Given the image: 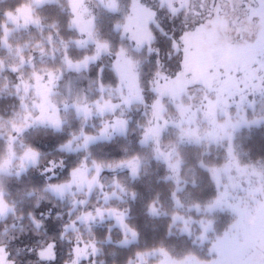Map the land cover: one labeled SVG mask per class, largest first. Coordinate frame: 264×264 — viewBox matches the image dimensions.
<instances>
[{
    "label": "rangeland",
    "instance_id": "1",
    "mask_svg": "<svg viewBox=\"0 0 264 264\" xmlns=\"http://www.w3.org/2000/svg\"><path fill=\"white\" fill-rule=\"evenodd\" d=\"M59 1L40 0L38 2V0H30L29 3L18 10L8 12L6 21L2 23L4 32L1 36V46L8 51L7 57H1L0 55V80L7 69L18 74L15 93L21 98V109L17 116H14L11 120H0V137H5L8 141L7 154L0 164L9 161L5 167L0 168V194H2L3 201L7 205V210L0 215V220L14 212L13 205L6 200L1 179L7 175H19L29 166L38 162L39 156L35 162L30 159H23L24 153L28 150L22 140L23 134L29 129L43 126L61 130L66 122L78 118L81 120L82 129L86 125H90L95 130L93 133H86L83 130L74 133L73 137L63 145V149L70 152L85 151L98 141L126 135L130 131L138 135L143 152L136 156L139 159L136 175H133L131 169L126 164H122V161L109 165L107 163L91 162L86 159L82 165L73 170L69 180L50 182L47 189L55 197L71 204V210L76 213L65 227L64 232L67 241L72 244L70 258L66 264H105L99 258L101 254L100 240L95 233L98 227L103 228L106 225L109 228V238L103 240V242L113 240L119 246H130L138 242L139 236L133 238L129 230L135 229L129 223L130 212L126 206L127 201L131 198L134 199L135 195L133 196V192L125 184L127 178L121 177L120 173H127L131 179L136 180L153 162L164 164L166 167V180L172 181L175 185L173 192H176L179 203L172 195L173 208L168 210L171 211L172 218L177 215L190 221L188 231H184V220L172 221L174 231L192 238L193 243L204 251L205 255L190 253L179 256L168 248L160 246L139 253L140 255H136L129 264H165L166 257L159 249H163L167 254V264L183 261L188 256H194L200 261H220L221 264H228L231 261L244 259L241 249L248 244L264 247V242L261 241L259 235L261 217L264 216V161L249 159L244 155L239 143L234 141L238 136L237 134L243 129L264 124V92L259 90L255 92L244 91L243 99H241L240 94L231 97L226 96V109L222 106L217 107L214 119L217 123H229L227 135L218 140L204 139L205 134L212 131V124L205 117V111L209 102H215L216 94L214 91L207 92L208 100H204L207 90L199 83L203 78L211 77L210 82L214 87H217V78L220 80L225 79V67L235 60L234 49L229 47L230 41L234 44V37L241 30L246 37L254 39L255 33L264 27V7L257 0H163V2L162 0H154V2L158 1L161 6L169 8V4H171L172 8H179L180 12L184 11L188 25H190L189 30L183 35L184 47L187 49L185 64L188 75L186 79L190 83L187 85L186 90L181 92L175 99L167 92L160 98L161 103L164 105V111L162 113L163 120L160 121L161 131L159 143L157 144L151 138L146 143H141V141L145 129L154 126L156 123L153 117V105L158 99L157 86L163 87L161 76L164 74L156 75L153 80L151 90L154 97L151 99L149 93L142 86L141 60L134 58L131 51V47L141 50L148 45L145 42L138 47L136 41L131 38L133 32H138L141 35L146 33L152 35L150 23L152 20L151 13H154V11L146 4L148 0H141L144 5L137 4L128 20L122 25V34L129 39L132 46L122 48L125 55L123 59H120L121 68L119 71L116 64L120 52L112 63L116 81L113 82L111 79L109 83H102L89 79L84 91H79L80 87L76 84V80L83 77L85 72H90L92 66L99 63L103 55L109 51H101L97 56V43H107L97 39L96 14L99 7L108 8L106 6L107 0H82L78 11L82 16V27L86 26L84 31H81L73 22L76 17L72 10L71 27L76 29L79 35L76 39L63 40L52 37L50 39L51 47L41 46V44L36 45V47L28 44L14 47L10 41L15 31L30 26L37 27L42 24L41 18L35 14L38 6ZM115 2L117 8V0ZM214 2L215 7L213 6ZM149 5L152 6L153 4L150 2ZM250 8L254 10L253 13H250ZM196 13H199V15H196ZM250 14L254 15L256 19L249 22L246 18ZM235 17H239L241 21H244V23L237 26V31L233 29V25L236 23ZM200 24H203L204 28L200 30L199 34H196L195 29ZM126 27H130L131 31H125ZM89 31L91 36H89ZM217 37H219L218 41ZM210 41H217V48L222 54L219 68L214 66L215 53L211 49ZM72 48L82 50L83 48H89L93 49V52L81 59H76L71 55L70 50ZM92 57L96 58L92 59ZM86 58L85 66L82 62ZM69 60L73 65L79 63L81 66L78 69L76 67L70 68L68 67ZM124 60H130L134 65L131 74L135 76L136 80L135 88L132 90H130L128 67ZM256 67L258 68L259 65H256ZM49 74L55 78L51 84H49ZM230 74L236 76L237 79H242L244 75L242 72ZM258 75L264 76V71H260ZM170 77L173 80L176 79V75ZM184 80V77L180 78L182 86ZM7 81H10L9 78ZM255 83H259V81H255ZM46 85L51 88L48 93V101L56 110L60 121L59 126H55L47 120L41 122L37 119L41 115V107L39 106H43L49 114L52 112V108L44 104L42 99L44 86ZM7 86H9V83ZM132 91H138L141 98H132ZM126 99H130L131 102L125 103ZM105 105H111L112 107H105ZM101 108H103V111L100 110ZM85 109L88 111L87 116H85ZM25 117L28 118L25 119ZM118 120L126 121L124 130H120L119 126L114 127ZM165 120L167 124L164 123ZM99 125L100 127H98ZM14 126L21 128V131H15ZM105 128H107V133L101 135V131ZM182 129L196 131L202 139L199 142L188 137L181 139ZM85 136L95 138L88 142L87 147H84ZM190 144L204 146V152L206 153H208L211 146H214L218 147L219 151L225 148L229 154V147H231L232 156L235 158L232 161L229 157L228 161L221 165H211L205 161L201 163L208 170L221 169L219 184L216 185L218 193H227L226 200L228 204L238 205L242 210L247 209L250 213L245 220L247 232L245 228H241L230 235L222 245V254L212 251V245L218 237L224 236V233L230 229L237 217L228 208L217 209L212 213L207 212L205 205L215 197L206 203H190L189 185L193 184V181L197 183V170L186 165L184 156L185 147ZM18 149H21V151ZM157 150L165 154L171 152L173 162L177 159L181 161L177 174H174L168 168L163 156L158 158ZM243 156L245 158H242ZM97 165H100L98 175ZM74 172L75 175H73ZM45 173L48 178H52L59 174V170L52 169L51 171H45ZM174 175L178 176L179 184L176 183ZM93 177H96V182L89 187V181ZM177 188L180 191H177ZM197 204L200 205L199 210L195 207ZM151 205L155 206L156 212L152 213L149 210V214L153 216L167 215L168 211L159 202H154ZM97 209L103 212V219L96 214ZM110 209L123 214L124 226L117 222L113 212L109 211ZM88 214H91L94 219L86 222L84 217ZM208 220L212 221V228L205 234V239L201 240L199 238L202 234L201 221ZM92 245L96 248L95 252L92 251ZM2 249L3 252L0 253V256L4 257L5 264H13L4 248ZM77 249L86 250V255L80 256L78 260L76 256Z\"/></svg>",
    "mask_w": 264,
    "mask_h": 264
},
{
    "label": "trees",
    "instance_id": "2",
    "mask_svg": "<svg viewBox=\"0 0 264 264\" xmlns=\"http://www.w3.org/2000/svg\"><path fill=\"white\" fill-rule=\"evenodd\" d=\"M29 2L30 0H0L1 57H7L8 51L1 46V36L4 32L2 23L7 19V13L16 11ZM150 2L152 6L149 5ZM117 3L116 9H97V39L107 43L109 51L99 63L92 66L90 72H85L83 77L76 80L79 91L85 90L89 79L102 83H109L111 79L116 81L112 63L122 48L132 46L129 39L122 34V25L132 14L134 7L137 4L142 6L144 2L117 0ZM146 4L155 13L150 23L154 40L150 47L149 44L141 50L131 47V51L134 58L141 60L142 86L153 99L151 86L156 75L163 73L170 77L179 70L181 56L172 51V44L174 38L180 39L189 30L190 25L184 11L173 15L170 8L159 5L158 1L148 0ZM35 14L41 18L42 24L15 31L10 38L14 47L26 44L32 47L38 44L51 47L52 37L63 40L78 38L77 30L71 27V0L38 6ZM70 52L76 59H81L92 53L93 49L72 48ZM8 78L10 81H7ZM17 83L18 74L9 69L5 70L0 80V120H11L21 109V98L15 93ZM82 130L93 133L95 128L86 125L82 129L81 120L75 118L66 122L61 130L43 126L29 129L23 134L25 147L39 154L38 162L19 175H7L1 179L6 200L13 205L14 212L0 220V247L4 248L13 264H66L70 258L72 244L67 241L64 232L76 213L71 210V204L55 197L47 189L50 182L69 180L73 170L86 159L110 165L130 160L143 152L138 135L130 131L126 135L98 141L85 151L70 152L63 149V145L73 134ZM237 135L234 141L239 143L245 156L251 160L264 161V124L245 128ZM7 150V139L0 137V162L5 158ZM204 150L202 145L190 144L185 147L186 165L197 170V183L195 186L189 185L190 203H206L218 194L210 170L201 163L205 161L211 165H221L229 159L225 148L219 151L218 147L211 146L208 153ZM49 169H58L59 174L48 178L45 171ZM120 174L121 177L127 178L125 184L135 193V198L128 200L126 206L130 212L129 223L138 232L139 240L130 246H119L113 240L103 242L109 238V228L106 225L103 228L98 227L94 231L100 240L99 258L105 264H129L137 253L160 246L179 256L190 253L205 255V252L193 243L192 238L173 229L171 211L168 210L173 208L172 192L175 185L166 180L164 164L153 162L136 180L131 179L127 173ZM154 202L162 204L168 211L167 215L149 214V207ZM41 253H44V256H41Z\"/></svg>",
    "mask_w": 264,
    "mask_h": 264
},
{
    "label": "snow or ice",
    "instance_id": "3",
    "mask_svg": "<svg viewBox=\"0 0 264 264\" xmlns=\"http://www.w3.org/2000/svg\"><path fill=\"white\" fill-rule=\"evenodd\" d=\"M40 2V0H38ZM163 2V0H162ZM258 3L261 4L262 7H264V0H257ZM82 0H72V10L75 15V20L73 21L78 28L81 29V31H84L86 26L82 27V16L81 13L78 11V9L81 7ZM106 6L110 9H115L116 8V2L115 0H107ZM215 7V2L213 4ZM169 8L172 11L173 15H176L178 12H180L179 8H172L171 4H169ZM254 10L250 8V13H253ZM151 15L154 17L155 13H151ZM196 15H199V13H196ZM256 19V17L252 14H250L246 20L247 21H252ZM236 23L233 25L234 31H237V26L244 23V21H241L239 17H235ZM90 24V22H89ZM204 28L203 24H200L198 28L195 29L196 34L200 33V30ZM125 31H131L130 27H126ZM89 36H91V32L89 31ZM132 39H134L137 43V46L140 47L142 46L145 42L149 44V47L151 45L152 40H154V36L151 34H139L138 32H133L132 33ZM219 37H217L218 41ZM235 43H229V47L234 49L233 55L235 56V60L233 63L225 67L224 69V76L225 79L220 80L217 78L216 84L218 85L217 87H214L213 84L210 82L211 77L203 78L202 80L199 81L203 85V87L207 90L204 96V100H208V95L207 92L214 91L216 96H215V102H209L207 109L205 111V117L209 120V122L212 124V131L208 132L205 134L203 137L204 139H221L223 138L224 135H227V128L229 126L228 122H225L223 124L217 123L214 119V113L217 109V107L222 106L224 109L227 107V97H231L236 94L241 95V99H243V92L244 91H262L264 92V76H259L258 73L260 71H264V27H262L257 33L254 35L253 38H248L245 36L243 31H238V34L234 37ZM217 41H210V46L212 51L215 53V61L214 66L219 68L221 66L220 64V58H221V53L219 52L217 48ZM108 50V45L107 44H100L97 43V56L101 51H107ZM172 51L175 52L177 55L181 56V61L179 64V70L177 71L176 79L173 80V78L168 77L167 75H162L161 80L163 81V87L160 85L157 86L156 92L158 99L155 101L153 105V117L154 120L156 121L155 125L152 127H148L144 131V135L142 138L141 143H146L149 138L153 139L157 144L159 143V136H160V131H161V125L160 121L163 120V111H164V105L161 103V99L165 93H169L173 99H175L177 96L180 95L181 92L186 90L187 85L190 83L186 79L188 73L186 71V64H185V56L187 53V49L184 47L183 43V36L180 39H175L172 44ZM124 50L121 49L119 53V59L117 61L116 67L117 70L119 71L121 68L120 64V59L124 58ZM158 55V53H157ZM96 57H92V59H95ZM87 58L84 62H82L86 66ZM124 63L128 67V74L130 78V90L135 88V76H133L132 73V68L134 65L130 60H124ZM256 65H259L257 68ZM81 66V64H76L73 65L72 62L69 60L68 61V67H76L77 69ZM244 73L242 79H237L236 76L231 75L230 73ZM50 75L49 79V84L54 82V77ZM184 77V85L182 86L180 84V78ZM255 81H259V83H255ZM243 85V87H241ZM51 91V88L49 86H44V92L42 95V99L44 104H47L49 107L52 108L51 114H49L43 106L41 107V115L37 117V119L41 122H44L47 120L49 123L59 126L60 121L59 118L56 114V110L54 106L50 104L48 101V93ZM132 98L135 99H140V95L138 91H132L131 92ZM130 99H126L125 103H130ZM105 107H112L111 105H105ZM103 111V108L100 109ZM85 111V116L88 115L87 109ZM227 114V113H225ZM28 117H25L27 119ZM165 124H167V121H164ZM119 126L120 130H124L126 126V121L123 120H118L116 121V125L114 127ZM14 130L19 132L21 131V128H16L14 126ZM107 133V128L103 129L101 131V135H105ZM184 137H188L189 139H194L196 142H199L202 137L199 135L198 132L192 131V130H183L182 129V134H181V139ZM95 139L94 137H89L85 136L84 137V147H87V144L90 140ZM230 139V136H229ZM39 154L32 149H28L24 153L23 159H30L31 161L35 162L38 158ZM157 156L158 158L160 156H163L165 162L168 165V168L174 173L177 174L180 168L181 161L177 159L176 161L173 162L172 160V153L169 152L167 154L160 152L157 150ZM229 157L231 158L232 161L235 160V158L232 156V150L231 147H229ZM9 161H4L3 164H0V168L5 167ZM122 164H126L130 169L133 175H136L138 172V167H139V159L137 157L132 158L131 160L128 161H122ZM230 166V165H229ZM97 175L99 174L100 171V165H97ZM52 169H49L51 171ZM220 168H213L210 170V176L214 180L215 184H219V172ZM76 173L74 172L73 175ZM174 178L176 179V183L179 184V178L178 176L174 175ZM96 182V177H93L91 181H89V187H91L92 183ZM193 186H195V181H193ZM123 190V189H122ZM177 191H180L179 188H177ZM135 194L133 193V196ZM173 198L177 199L176 197V192L172 193ZM227 193L225 192H220L216 195V197L209 201L206 205V211L209 213L214 212L217 209L223 210L224 208L230 209L234 215L237 217L235 222L230 226V229L224 233L223 237H218L216 242L212 245V251L218 252L222 254V245L225 240L229 238L230 235H232L234 232H237L241 228H245V220L247 215L250 213L248 212L247 209L242 210L240 206L238 205H232L228 204L227 200ZM177 203H179L177 199ZM197 210H199L200 205L197 204L195 205ZM7 210V205L4 203L2 194H0V215H2L5 211ZM150 212L155 213L156 208L154 205H150L149 207ZM109 211L113 212L115 215V218L118 223H120L122 226H124V216L122 213H117L116 210L110 209ZM96 214L100 216L101 219H103V212L100 209H97ZM90 219H94V217L91 216V214H88L84 217V220L87 222ZM173 222L177 219L184 220L182 216H173ZM189 220H184L185 228L184 231H188V224ZM201 227H202V234L199 237L201 240L205 239V234L212 228V221H201ZM131 231V235L133 238L138 236V233L135 230L129 229ZM259 235L261 237V241L264 242V216L261 217V224L259 228ZM92 251L95 252L96 248L94 245L91 246ZM259 249V250H258ZM159 251L165 255L166 261L165 264H167V254L164 252L163 249H159ZM3 252V249L0 248V253ZM241 252L243 256L245 257L244 259L238 260V261H231L228 262V264H264V247H260V245H253V244H248L244 247H242ZM86 255V250L81 251L80 249L76 250V256L77 260L79 259L80 256H85ZM139 256L140 254L137 253ZM41 256H44V253H41ZM0 264H5V259L3 256H0ZM172 264H221L220 261H211V262H206V261H200L196 259L194 256H188L186 257L183 261L180 262H172Z\"/></svg>",
    "mask_w": 264,
    "mask_h": 264
}]
</instances>
